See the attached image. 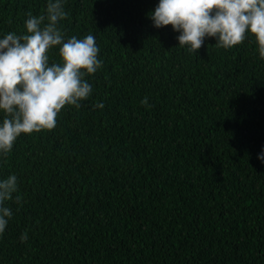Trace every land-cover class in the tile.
Returning <instances> with one entry per match:
<instances>
[{
	"label": "trees",
	"instance_id": "trees-1",
	"mask_svg": "<svg viewBox=\"0 0 264 264\" xmlns=\"http://www.w3.org/2000/svg\"><path fill=\"white\" fill-rule=\"evenodd\" d=\"M47 3L0 0V39ZM158 3L64 0L65 41L93 35L102 66L82 70L80 107L0 154L22 197L7 203L0 264H264V58L247 33L190 53L153 27Z\"/></svg>",
	"mask_w": 264,
	"mask_h": 264
},
{
	"label": "clouds",
	"instance_id": "clouds-1",
	"mask_svg": "<svg viewBox=\"0 0 264 264\" xmlns=\"http://www.w3.org/2000/svg\"><path fill=\"white\" fill-rule=\"evenodd\" d=\"M26 34L8 33L0 39V110L5 114L0 126V154L7 156L21 134L51 130L65 105L80 107L92 91L82 79V70L95 73L102 66L93 35L72 36L65 41L58 27L66 19L64 0H48L43 14L27 13ZM153 27L172 26L180 32L178 45L196 53L204 38L214 37V46L229 49L244 42L246 33L254 37L264 58V0H159L151 13ZM59 46L61 63L49 65L48 51ZM146 107L148 98L141 100ZM103 108V103L95 105ZM264 163V150L257 157ZM17 177L0 181V233L5 231L13 210L9 201L19 204ZM27 232L21 242L27 241Z\"/></svg>",
	"mask_w": 264,
	"mask_h": 264
}]
</instances>
